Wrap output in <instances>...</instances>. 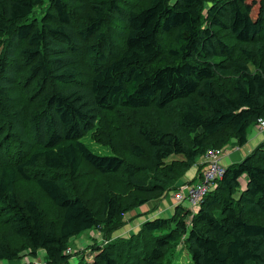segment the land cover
Segmentation results:
<instances>
[{
    "label": "trees",
    "instance_id": "obj_1",
    "mask_svg": "<svg viewBox=\"0 0 264 264\" xmlns=\"http://www.w3.org/2000/svg\"><path fill=\"white\" fill-rule=\"evenodd\" d=\"M261 117L264 0H0V263L70 264L76 236L107 239ZM179 248L264 264V144L195 212L176 205L91 264H171Z\"/></svg>",
    "mask_w": 264,
    "mask_h": 264
},
{
    "label": "rangeland",
    "instance_id": "obj_2",
    "mask_svg": "<svg viewBox=\"0 0 264 264\" xmlns=\"http://www.w3.org/2000/svg\"><path fill=\"white\" fill-rule=\"evenodd\" d=\"M83 142L87 145V147L90 150H92L96 154L110 155L109 149L107 147H103L99 145L98 143H95L90 137H84ZM169 195L170 197H172V193L169 192L168 194L164 195L163 198H160V200L149 202L143 206L136 208L130 213L126 214L124 225L121 226V228H119L117 231L109 234V237H108L109 240L108 238L106 239L104 237L103 233L101 232L99 228L96 230H92V231L91 230L85 231L79 234L78 236H76L71 241V245L69 247L73 249V253H71V257L69 261L70 264H77L79 262L80 257L81 258L83 257V260L86 263L91 264L92 259L94 255L96 254V252L92 250L94 247H97V246L102 247L103 245L107 244L108 241L110 242L116 238H125V237L128 238L131 234H136L145 222L162 216L161 215L162 213L161 214L159 213L160 210L155 206L160 201H162L165 196H169ZM42 196H43L42 193L39 192L40 199L42 198ZM173 210H174V207H173ZM89 234H91L93 240H91L90 242L91 244L84 245L87 242L85 238ZM76 244H79L80 246H76ZM82 244L84 246H82ZM43 254L44 253L42 251H39L38 257H42ZM25 260H29V259L26 258ZM0 264H7V263L1 262ZM10 264H15V263H10ZM40 264H43L41 260H40ZM81 264H84V262L82 261ZM171 264H191L190 257L187 251L185 250V248H179L177 250L176 255L173 256L172 258Z\"/></svg>",
    "mask_w": 264,
    "mask_h": 264
},
{
    "label": "built area",
    "instance_id": "obj_3",
    "mask_svg": "<svg viewBox=\"0 0 264 264\" xmlns=\"http://www.w3.org/2000/svg\"><path fill=\"white\" fill-rule=\"evenodd\" d=\"M256 125L264 130V117L258 118ZM222 153L223 149L221 148H211L205 152L203 159L206 168L202 172L201 181L192 186L181 184L175 191L171 192L174 206L182 205L192 212L198 209L202 199L212 190L225 172L226 167L221 162ZM71 253H73V249L68 248L66 254Z\"/></svg>",
    "mask_w": 264,
    "mask_h": 264
},
{
    "label": "crops",
    "instance_id": "obj_4",
    "mask_svg": "<svg viewBox=\"0 0 264 264\" xmlns=\"http://www.w3.org/2000/svg\"><path fill=\"white\" fill-rule=\"evenodd\" d=\"M262 144H264V130H261L259 127H257L255 123L254 125H251L248 128L247 141L243 146L239 147L234 141H232L223 149L221 158L222 165L224 167H228L241 162ZM204 163L205 162L203 158L199 159L198 163L186 172V174L182 178L181 184H187L192 186L199 183L202 178V172L206 168ZM200 165H203V167L199 168ZM155 207L160 210L159 213H162V216L170 215L174 207L172 197H170V195L165 196L162 201L156 204ZM85 240H87L88 243L86 242L84 245L91 244L90 242L91 240H93L91 234H89L85 238ZM84 245L82 244V246ZM76 246L80 245L76 244Z\"/></svg>",
    "mask_w": 264,
    "mask_h": 264
}]
</instances>
